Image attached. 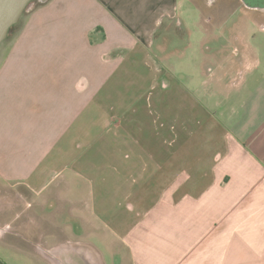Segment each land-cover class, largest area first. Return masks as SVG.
I'll return each mask as SVG.
<instances>
[{
    "label": "crops",
    "instance_id": "1",
    "mask_svg": "<svg viewBox=\"0 0 264 264\" xmlns=\"http://www.w3.org/2000/svg\"><path fill=\"white\" fill-rule=\"evenodd\" d=\"M180 7L50 0L34 9L0 46V180L55 200L65 226L115 236L119 264H264V13H245L260 34L234 59L206 48L219 74L205 142L179 143L172 117L186 112L120 99L142 67L138 90L161 80L154 52L165 54L178 26L190 34Z\"/></svg>",
    "mask_w": 264,
    "mask_h": 264
},
{
    "label": "rangeland",
    "instance_id": "2",
    "mask_svg": "<svg viewBox=\"0 0 264 264\" xmlns=\"http://www.w3.org/2000/svg\"><path fill=\"white\" fill-rule=\"evenodd\" d=\"M39 4L36 0L32 2L31 8L23 14L16 30L6 38L4 44L13 41L27 16ZM180 4V16L190 34L178 26L179 36L170 38L165 54L162 51L160 54L154 52L160 58L159 63L164 71L161 80L151 86L142 83L143 88L138 90L135 81L148 77L147 69L142 67L138 70V76L125 80L124 90L119 95L125 103L131 101L130 104L138 108H160L161 113V110L164 112L172 107L179 113L186 112L172 117V125L178 131V141L200 144L205 142L206 99L208 95H217L211 84L219 74L216 73V64L211 65L214 58L207 54L206 48L222 47L225 56L230 57L234 48L238 50L246 44L254 45L252 37L260 34L261 26L248 19L245 14L248 11L238 0H211V3L205 0V7L202 8L196 0H180ZM204 17L205 20L210 18L211 23L204 24ZM236 28H241L240 40L228 34L229 29ZM209 29L217 34L219 29H225L226 34L212 37L207 32ZM231 59H234L233 56ZM229 77L231 74L226 75V78ZM115 95L118 98V93ZM159 97L160 100H157ZM131 98L134 101L129 100ZM155 103L158 108L154 106ZM63 220L57 212L55 200L49 202L47 196H34L23 186L0 180L1 263L119 264L121 247L115 236L109 233L89 236V229L65 226L63 222L60 223ZM81 232L84 235L80 236ZM114 253L118 257L114 258Z\"/></svg>",
    "mask_w": 264,
    "mask_h": 264
},
{
    "label": "water",
    "instance_id": "3",
    "mask_svg": "<svg viewBox=\"0 0 264 264\" xmlns=\"http://www.w3.org/2000/svg\"><path fill=\"white\" fill-rule=\"evenodd\" d=\"M33 1L35 0H0V46L8 37L10 29L16 25L23 14L31 8ZM36 1L40 4H45L50 0ZM254 1H260L264 9V0H247L249 4ZM0 264H2L1 261Z\"/></svg>",
    "mask_w": 264,
    "mask_h": 264
},
{
    "label": "flooded vegetation",
    "instance_id": "4",
    "mask_svg": "<svg viewBox=\"0 0 264 264\" xmlns=\"http://www.w3.org/2000/svg\"><path fill=\"white\" fill-rule=\"evenodd\" d=\"M241 3V6L249 12H256L259 14H263L264 13V9L262 7V3L260 1H254L252 3H248L247 0H238ZM209 2L211 3V0H209ZM244 14V13H243Z\"/></svg>",
    "mask_w": 264,
    "mask_h": 264
},
{
    "label": "trees",
    "instance_id": "5",
    "mask_svg": "<svg viewBox=\"0 0 264 264\" xmlns=\"http://www.w3.org/2000/svg\"><path fill=\"white\" fill-rule=\"evenodd\" d=\"M41 5H42V4H39L38 7H40ZM38 7H37V8H38ZM18 24H19V22H18L16 25H14V26L10 29L8 37H9L10 35H12V33L16 30Z\"/></svg>",
    "mask_w": 264,
    "mask_h": 264
}]
</instances>
